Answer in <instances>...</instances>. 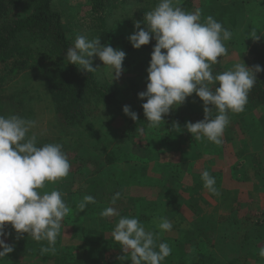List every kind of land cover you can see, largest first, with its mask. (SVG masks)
I'll use <instances>...</instances> for the list:
<instances>
[{
  "label": "rangeland",
  "instance_id": "374dc122",
  "mask_svg": "<svg viewBox=\"0 0 264 264\" xmlns=\"http://www.w3.org/2000/svg\"><path fill=\"white\" fill-rule=\"evenodd\" d=\"M86 2L53 0L65 23L68 20L71 23L68 28L66 26V33L72 40L78 35L92 39L100 33L95 27L88 28V19L78 21L79 16L87 14ZM157 3L158 0H121L105 18V25L115 32L114 39L107 45L117 40L118 44L111 46L123 50L125 58L130 55L134 63H144L145 68L149 66L153 48L141 46L131 50L121 40L126 38L130 43L128 37L136 29L129 24L133 22L134 25L135 13L145 9L139 15L144 18ZM196 9L201 12V22L211 15L232 32V39L225 42L228 54L220 58L217 73L243 62L250 68L260 65L264 69V57L259 54L264 51V36L253 40L248 35L253 29L258 36L264 33V0H193L187 10L194 12ZM91 59L92 67L96 68L94 76L115 88L117 94L108 102L101 96L87 93L83 103L84 118L74 124L58 120L50 96L35 75H23L14 80L16 84H8L15 89L7 91H21L23 101L22 107H18L19 115L37 122L29 135L35 133L37 140L44 144L63 145L71 164L69 175L55 183L46 182L40 191H60L73 213L64 217L55 251L44 254L41 247L47 246V241L37 242L27 233L17 239L14 228L7 224L5 231L10 235L4 239L13 245V251L0 258V264H95L100 260L131 264L130 254H125L128 256L125 260L121 258L123 253L117 258L121 245L111 235L120 216L138 218L146 230L156 233L171 249L184 251L182 264H264V258L258 254L264 246V227L252 225L264 210V180L256 185L259 176L253 175V162L262 158L264 164L263 108L245 107L241 113H229L230 124L223 133L221 145L206 139L193 140L185 125L203 120L205 116L203 101L195 92L164 115V121L158 126L149 127L148 121L145 125L142 108L147 98L138 97L139 92L146 90L148 81L143 80L146 75L137 81L136 70L124 68L122 63L120 77L113 79L111 68L104 66L98 56L93 54ZM215 66L212 65V70ZM256 74L264 78V71ZM218 86L217 83L214 87ZM125 105L137 113L140 124L132 127L131 117L123 112ZM216 114L213 109V118ZM204 170L215 177L219 196L203 187L201 173ZM116 192H120L121 197L112 204ZM86 195L93 196L95 203H88L80 211L78 205ZM171 201L178 207L171 206L169 211ZM107 207L116 208L120 215L101 217ZM234 207L238 211L233 212ZM226 215L231 219V226L226 230L230 238L219 241L217 233L222 227L217 229L216 223ZM158 216L172 222L170 232H160L154 223ZM243 218L248 219L244 224ZM243 231L251 237L245 243L238 241ZM252 233L256 235L253 237ZM199 237H204V241L214 239L209 240L214 245L206 246L207 253L201 260L193 246ZM175 261V256L170 254L161 264H175Z\"/></svg>",
  "mask_w": 264,
  "mask_h": 264
},
{
  "label": "clouds",
  "instance_id": "9594fccd",
  "mask_svg": "<svg viewBox=\"0 0 264 264\" xmlns=\"http://www.w3.org/2000/svg\"><path fill=\"white\" fill-rule=\"evenodd\" d=\"M180 4L181 0H158L144 14L143 21H134L136 31L128 37L134 48L139 49L152 39L156 41L146 69V90L139 92L138 97L147 98L142 104L144 115L149 127H156L164 121V115L195 92L203 101L205 116L195 123L187 122L185 127L194 139L221 145L223 133L230 124L229 113L244 111L257 81L256 73L264 69L260 65L250 68L243 62L214 74L212 65L228 54L225 42L232 39V32L211 15L201 22L199 9L188 12ZM248 35L259 40L264 33L258 36L253 29ZM93 54L111 68L113 79L120 77L126 53L101 44L99 37L76 36L66 56L70 64L90 73L96 70L92 67ZM217 83L219 86L214 87ZM213 109L217 112L214 118ZM123 112L134 121L138 119L128 105L123 107ZM36 127L35 120L16 114L0 115V258L13 251V245L4 239L10 235L5 231L9 223L17 239L27 233L37 242L47 241V246L41 247L42 254L54 252L64 217L70 212L60 191H40L46 182L55 183L67 177L71 164L62 144L37 146V135H29ZM201 179L205 189L220 195L215 177L208 170L201 173ZM120 197L121 193L116 192L112 204ZM88 203H95L93 196H84L78 205L80 211ZM100 215L110 218L120 213L114 207H107ZM154 223L161 233L173 228L167 217L158 216ZM111 235L121 245V258L128 259L125 254H130L131 264H161L172 252L167 242L157 244L158 235L146 230L136 217L120 216ZM258 254L264 258V246Z\"/></svg>",
  "mask_w": 264,
  "mask_h": 264
},
{
  "label": "trees",
  "instance_id": "16d2710c",
  "mask_svg": "<svg viewBox=\"0 0 264 264\" xmlns=\"http://www.w3.org/2000/svg\"><path fill=\"white\" fill-rule=\"evenodd\" d=\"M120 1L121 0H87V14H85L84 17L79 16L78 21L83 18L85 20L88 19V28L92 26L99 30L100 33H98V37L101 39L102 43L107 44L110 39H114L115 32L105 25V18ZM192 5L193 0H183L180 4L185 11H188L187 9ZM144 10L145 9H139L138 12L135 13V15H137L136 20L143 21V18L139 15H141ZM68 24H71L70 21L68 20L65 23L61 11L56 9L53 0H0V115L20 114L19 108L22 107L23 101L20 97L21 91L19 93L7 91L15 89L14 87L8 86V84L10 85L15 79L28 74H32L28 75L29 77L35 75L36 78L41 81L44 90L48 93L54 104V112L59 121H71V123L74 124L83 120L85 115L83 107L85 101L84 96L87 93L95 95L96 97L101 96L108 102L114 100L117 94L116 89L109 85H105L101 78L95 77V71L88 73L87 71L78 69L76 65L69 63L66 53L67 50L73 46L74 40L66 33V26ZM72 25L74 26L75 24ZM129 26H134L133 22L129 24ZM141 27H144L143 23ZM113 41L114 43L111 45L114 46L118 44L116 43L117 40ZM121 41V43L128 45L131 50L134 49L132 44L127 43L126 38H122ZM155 43L156 41L152 39L149 44L143 45L142 47L153 48ZM259 54L261 55L260 57H264V51L259 52ZM131 59L132 57H130V55L124 59V68H133L136 70L135 79L137 81L141 80L145 75L146 77L143 80H147L148 73L145 64L142 62L134 63ZM258 59L260 58L258 57ZM216 68H218L217 64L213 69L214 74L217 73L218 69ZM97 72L99 71L97 70ZM256 77L257 81L249 93L248 103L245 107L251 108L261 106L264 110V78L258 77L257 74ZM135 86L136 84L134 83L133 87ZM95 91L96 93L93 94ZM15 98L18 99L15 100ZM182 118L178 120L177 124L181 122ZM129 121L132 127L141 123L139 120L134 121L129 119ZM144 121L146 125L147 121L145 119ZM262 125L264 129V120H262ZM43 144L44 143L37 140V146H42ZM255 158L256 156H254V160ZM253 170V175L255 177L257 175L259 176L258 181L255 180L256 185H259V182L264 180V164L262 158L253 162ZM171 206L178 207L176 202L171 201L168 208L169 211ZM232 211L236 212L238 210L234 207ZM261 214L262 216L253 221L252 225L255 228L264 227V210ZM70 215L72 214L70 213L67 217H70ZM229 218L230 216L226 215L217 220V229H221L222 227V231L217 233L219 241L223 239L228 241L230 238H227L226 235L227 228L231 226V219L229 220ZM246 220L248 219L243 218L242 223L244 224ZM245 233L246 232L243 231V234L238 238V241L241 243L251 240V237ZM254 235L256 234L252 233L253 237ZM203 238L199 237L197 243L193 244L199 254V260L207 253L206 246L211 247L214 245L213 241L212 243L209 241L213 238H210L208 241H204ZM160 242H163V239L160 238L157 240V244ZM118 250L119 253L117 258L122 255V250ZM178 251L177 248L172 249L171 255H174L176 258L175 264H182L185 260V257L182 258V255L185 254V252ZM236 259L238 261L240 256ZM110 263V260H100L95 264ZM195 264L199 263L196 262Z\"/></svg>",
  "mask_w": 264,
  "mask_h": 264
}]
</instances>
